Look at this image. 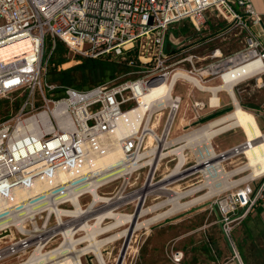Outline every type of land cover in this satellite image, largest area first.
<instances>
[{
    "label": "built area",
    "instance_id": "built-area-1",
    "mask_svg": "<svg viewBox=\"0 0 264 264\" xmlns=\"http://www.w3.org/2000/svg\"><path fill=\"white\" fill-rule=\"evenodd\" d=\"M207 12L245 31V42L251 48L248 57L264 63L262 16L251 0H0V49L23 39L29 46L27 55L8 59L0 55V98L9 94L21 98L17 110L0 119V235L6 230L12 236L17 219L31 224L40 217L46 224L53 216L57 222L54 209L72 211L77 205L82 213L114 211L134 199L129 197L138 188L126 191V186L131 177L138 178L143 167L147 171L141 186L147 179L152 182L157 167L151 170L149 158L155 153L135 159L146 147L147 131L142 127L121 138L124 158L104 168H91L94 157L107 138L103 134L112 132L115 118L127 109L128 98L123 93L130 90L136 102L131 85L138 83L141 91L146 90L157 78L145 73L149 62L157 67L168 58L164 46L167 29L188 19L199 30ZM48 41L52 44L45 57ZM56 41L83 58L111 54L130 60L126 51L135 49L141 74L133 80L84 89L48 81V58ZM51 66L60 68L58 63ZM187 71L194 74L195 67ZM258 74L264 75V65ZM181 78L185 79L178 76ZM174 99L178 103L180 96ZM91 181L97 182L93 191L99 199L94 202L88 188ZM17 194L16 200H9ZM82 197L88 199L80 202ZM258 203L264 204V173L256 183H245L214 199L219 227L237 264L243 262L231 230ZM72 217L61 215L67 222ZM181 257L178 251L172 252V260L179 262Z\"/></svg>",
    "mask_w": 264,
    "mask_h": 264
},
{
    "label": "rangeland",
    "instance_id": "rangeland-1",
    "mask_svg": "<svg viewBox=\"0 0 264 264\" xmlns=\"http://www.w3.org/2000/svg\"><path fill=\"white\" fill-rule=\"evenodd\" d=\"M245 34V31L211 12L206 13V20L199 30L195 29L188 19L181 20L171 25L166 31V40L164 46L166 45V41H168L169 44L167 47L171 49L170 52H165L166 55L168 54V58H166L165 61H163V63L157 67L152 64L153 62H149L147 65L149 71L147 70L145 74H156L158 75L156 77L160 78L162 74L169 76L177 69L188 70L193 65L195 67V76L199 78L201 76L203 78L202 81L205 84H218L221 81L219 73L226 66L227 59L230 57H235V60L233 61L236 62L238 59L241 61L248 57V53L251 48H249L245 42ZM51 44L52 43L48 41V43L45 45V57L51 48ZM58 46L59 41H56V49L48 58V73L45 77L48 81L51 80L50 73L56 69L55 66H51V63L57 64L55 53L58 49ZM217 49L220 51V54L212 56ZM64 55L67 57V60L58 64L60 67L59 70L75 65L76 63L80 62L81 58H83L80 55L69 51L67 48ZM106 56H108V58H115L118 60L123 59L119 56L111 54ZM66 62L69 63L64 65ZM140 69V65L138 67H130L127 71L117 72L115 74L116 76L112 80H105V82L101 83L108 84L111 82V84H113L120 81H125L126 79L133 80L141 74L139 71ZM57 70L58 69L55 70L56 76L59 75ZM77 73L78 71H76V74ZM233 92L239 105L244 109L251 111L256 116L258 124H264V110L261 111V109H264V75L256 74L240 81L233 86ZM123 94L128 98V102L124 104V108L135 105L136 102L134 99H132L130 90H126ZM210 94L211 93L208 91L197 88L187 79L181 78L177 79L175 82L172 96L174 98L175 95H179L180 99L172 121L169 124L167 134L164 136L165 140L168 141V144L159 148L161 156L157 159V168L152 180V182H155L152 188L156 186L158 192L154 191L150 193V195L146 196L144 202L145 206L162 202L168 196L172 195V192L174 191H185L205 182V177L199 170L200 164H197L194 167L193 165L196 164L201 158L202 154L206 152V150L204 151V149H206V145L201 141L199 142L196 140L187 142L185 136L193 132L197 127L230 111L233 108L231 98L225 90L218 91V97L220 100L218 106L213 107L209 105L208 98ZM20 101L21 98L15 94H9L7 97L0 98V119L10 117L17 110ZM164 108L154 109L149 117L145 115L141 127L143 128L146 122V126L154 125V129L161 136L162 131L165 128L170 110L168 106ZM227 108L230 109L227 110ZM159 112L161 113L158 114ZM174 129L178 130L173 132ZM175 136L182 137V140L180 141L186 144L185 147L180 150L183 157L182 162L178 166V171L180 173L178 172L173 174V171L180 160L178 150L173 149L177 146V143H173ZM243 140L244 135L242 130L239 127H234L211 138V145L213 150L219 154L220 151L235 144H239ZM225 154V158L222 157L224 154L221 155V165L226 172H229V176H214L210 181L211 184L208 183L198 191L180 198L181 201H185L193 196L203 194L207 191L210 192V195L205 196L190 206L153 220L148 224L147 227L142 226L135 230L131 229L128 242L129 247L126 248L121 264H172V253L170 251V246L175 234L181 232V228L186 227V224L199 223L205 218L208 221L215 220V222L217 221L218 223V214L216 217L217 219H215V215L213 213V209H215L213 204L214 199H216V197H218L223 192L228 193L229 191H232L244 185L245 183L254 184L259 180L262 174L259 176H249L243 178V176L248 174V170H245L244 172L234 171L240 165L244 164L246 160L242 153H232L230 148L225 152ZM146 171L147 167H143L138 178L134 179L131 177L129 179V183L126 186V191L142 187L141 184L144 180ZM229 183L232 185H229ZM115 184L119 185L120 180L116 181ZM161 186L168 187L172 191L162 190L160 189ZM216 186H218V189L220 190H218ZM111 188L112 185L103 189H99L98 192L101 190H109ZM132 198L134 199L130 203L119 207L118 209L114 210V212L119 211L133 213L136 209L134 204L136 198L134 196ZM87 199L88 197H82L80 198V202H85ZM169 207L170 204L167 203L158 206L155 211L153 210V212L147 214L146 217L142 216L138 220L141 221L144 218H148L155 213L166 210ZM245 219L246 216L242 221ZM112 220V218H105V220L102 222V225L108 224L112 222ZM92 221L93 220H90L89 222ZM36 222L41 227L45 224L40 217H36ZM241 222L238 224H241ZM175 223L179 224L178 229ZM57 224L58 223L53 219V216H51L45 225L47 229H51ZM238 224L233 226L230 236L233 239L236 250L238 251L243 264H245L239 252L237 242L235 241L234 228ZM126 225L127 223L112 229L110 232L107 231L105 233H99L97 235L98 239H102L108 233L123 228ZM28 226L29 229H32L34 222L31 224L28 223ZM13 230L14 235L12 236L6 235L10 234V232L6 230L0 235V264H18L19 262L26 261L33 255L36 249L34 245L35 243H29L30 245H28L26 242L27 234H23L15 228H13ZM54 230L51 229L46 234L48 235L49 232H53ZM83 234V232L79 231V233H76L75 238H79V236ZM220 234L221 237L224 238L221 229ZM123 239L124 237H118L117 239L102 246L103 256L107 264H115ZM43 240H46L45 242H47L42 252L45 254L59 247L63 241V237L62 234L57 230L56 233H53L51 236H48ZM15 242L16 244L20 245V247H17V249L14 247L16 245ZM86 244V240H80L77 242V249H81L82 247L86 246ZM226 244H228L227 241ZM224 256H227L225 259H230V264H237L236 259L232 256L230 248L227 249ZM80 258L83 264H97L94 255L90 251L82 253ZM250 264L264 263L254 259Z\"/></svg>",
    "mask_w": 264,
    "mask_h": 264
},
{
    "label": "bare ground",
    "instance_id": "bare-ground-1",
    "mask_svg": "<svg viewBox=\"0 0 264 264\" xmlns=\"http://www.w3.org/2000/svg\"><path fill=\"white\" fill-rule=\"evenodd\" d=\"M0 52V55L3 59H8L9 57L18 55L20 53H24L23 55H27L29 53L27 39L8 44L2 47L0 49ZM219 54L220 51L217 49L215 51V55ZM233 60H235V57H230L226 60V66L219 73L221 81L220 83L214 85L205 84L202 80L199 79V77L195 76V74L189 73L185 69H177L169 76L162 75L160 78H156L154 81L147 85L146 90L141 91L139 84L133 83L131 85V88L136 94V103L135 105L127 108L124 112H122L115 118L116 125L112 132L110 131L106 134H103L107 138L105 141H102L103 147H101V152L98 153L96 157H94L95 164L91 167L104 168L112 162L114 163L116 160L124 158V149L121 146V138L135 133L137 129H140L145 115L149 117L154 109H161L168 106L170 110L163 135L160 136L156 132V130L154 129V125L146 126V122L143 127V129L147 131L146 147L142 153H138L137 155H135V159H139L144 154L152 155L153 153H155L153 159L150 157L149 160H152L151 170L153 169V167H155V165L157 167V159L161 156L159 148L168 144V141L165 140L164 136L168 131L169 124L171 123L175 110L178 107L177 100L172 96L173 86L177 81L178 76H181L190 81L197 88L211 93L208 98V103L210 106L214 107L219 105L220 100L218 97V91L220 90H225L228 93L233 105V108L229 112L208 121L207 123L197 127L193 132L185 136L187 142L196 140L199 142L201 141L206 145V149H204V151L206 150V152L202 154L201 158L197 162L198 164H200L199 170L201 171V173H203L205 182L185 191H174L172 192V195L168 196L162 202L145 206L144 203H142L144 195L148 194L149 192H158L156 186L152 188L155 182H149V179H147L143 187L138 188L136 192H133V194L130 196V198H132L133 196L136 199L138 198L136 210L133 213L119 211L114 212L109 209L94 213H82L77 205L76 209L72 211L54 209L53 212L58 224L55 225V227L51 228L53 230H56H54L53 232H49L48 235L46 233L51 229H47L46 225H42L41 227L35 222L33 228L29 229L28 223H26L24 220L21 221L20 219H17L14 221L17 230H19L23 234H27L26 242L28 243V245H30L29 243H35L34 245L36 247L33 255L28 260L19 262L18 264H83L80 258L81 254L89 251L94 255L97 264H107L102 252V246L104 244L113 241L118 237L130 238L131 229L135 230L142 226L147 227L148 224L151 223V221L161 218L174 211L184 209L195 203L196 201L204 198L205 196L210 195V192L207 191L203 194L193 196L185 201L180 200V198H182L183 196L198 191L204 185L208 183L211 184L210 181L214 176L222 177L229 174V172H226L221 165V155L224 154L222 157L225 158V152L230 148L232 153H242L246 159L245 162L243 161L244 164L240 165L234 170L235 172H244L245 170H248V174L243 176V178L249 176H259L264 173V132L260 130L254 114L239 105L233 92V86L235 84L248 77L258 74L262 70V65H264V63H262L261 59H259L258 57H247L241 61H239L238 59V61L236 62H234ZM57 111V108L53 110L54 113H56ZM61 111H63L62 108ZM160 113L161 112H159L158 114ZM27 123L30 124L31 121H28ZM234 127H239L242 130L244 140L239 144L233 145L225 150L220 151L219 154L216 153L211 145V138ZM181 149V147L178 149L180 160L175 170L173 171V174L179 172L178 166L183 159L180 151ZM96 183V181H91V185L89 184L88 186V188L92 190L91 192L93 195V202L99 199L98 193L96 191H93V186ZM229 185L232 184L229 183ZM216 187L218 189V186ZM160 189L172 191L170 188L165 186H161ZM18 197L19 194L12 196L9 200L14 201ZM93 202H91L89 205L91 206ZM166 203L170 204V207L166 210L155 213L154 215L148 218H144L141 221L138 220L142 216L146 217L147 214L153 212V210L155 211L158 206ZM63 214L74 216V218L72 217V220H74H70L71 222L63 221V219L61 218V215ZM107 217L112 218V222L102 225V222ZM89 219L93 221L89 222ZM126 223L127 225L123 228L112 231L111 233H108L106 236H104V238L98 239L97 235L99 233H105L107 231L110 232L112 229ZM10 230L13 231L12 229ZM57 230L62 234V243L59 247L49 251L48 253H42L43 249L45 248V244L47 243L45 242L46 240L43 239H46L48 236L56 233ZM79 231L83 232L84 234L79 236V238H75L76 233H79ZM80 240H86L87 244L81 249H77V242H79ZM14 247H16L15 249H17V247H20V245L16 244ZM127 247H129V244H127Z\"/></svg>",
    "mask_w": 264,
    "mask_h": 264
},
{
    "label": "crops",
    "instance_id": "crops-1",
    "mask_svg": "<svg viewBox=\"0 0 264 264\" xmlns=\"http://www.w3.org/2000/svg\"><path fill=\"white\" fill-rule=\"evenodd\" d=\"M251 3L255 11L262 16V26H264V0H251ZM254 117L256 119L255 115ZM258 126L264 132V124ZM177 130L174 129L173 132ZM180 140L182 137L175 136L173 143H177V146L173 149L185 147L186 143ZM213 213L217 219L215 209ZM175 225L178 229L179 224L175 223ZM181 229V232L175 234L170 251L171 253L178 251L182 257L179 262L171 259L172 264H230V259H225L227 256H224L229 247L221 237L217 221H208L205 218L196 224H186V227ZM234 229L235 241L245 264H250L254 259L264 263V204L258 203L252 207L246 219Z\"/></svg>",
    "mask_w": 264,
    "mask_h": 264
},
{
    "label": "trees",
    "instance_id": "trees-1",
    "mask_svg": "<svg viewBox=\"0 0 264 264\" xmlns=\"http://www.w3.org/2000/svg\"><path fill=\"white\" fill-rule=\"evenodd\" d=\"M168 44V41H166V52L171 51V49L167 47ZM65 52L66 46H64V44L59 41V46L55 53L56 63L59 64L67 60V57L64 55ZM126 54L129 58H131L130 60H118L115 58H108V56L97 58H81L80 62L76 63L75 65H72L66 69L57 70L59 72L58 76L55 75L56 69H54L50 73V79L51 81H57L78 89H84L101 82H105V80H112L116 76L115 74L117 72H124L130 67H138L140 65V62L136 58L135 49L127 50ZM68 63L69 62H66L64 65ZM76 71H78L77 74ZM229 109L230 108H227V110Z\"/></svg>",
    "mask_w": 264,
    "mask_h": 264
},
{
    "label": "water",
    "instance_id": "water-1",
    "mask_svg": "<svg viewBox=\"0 0 264 264\" xmlns=\"http://www.w3.org/2000/svg\"><path fill=\"white\" fill-rule=\"evenodd\" d=\"M197 164L198 163L194 164L193 167L196 166ZM128 241H129V237H124L122 245H121L119 253H118V256L116 258L115 264H121L122 257H123V255H124V253L126 251Z\"/></svg>",
    "mask_w": 264,
    "mask_h": 264
}]
</instances>
